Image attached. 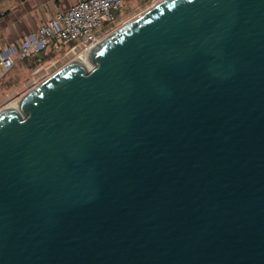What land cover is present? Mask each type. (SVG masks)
Segmentation results:
<instances>
[{
	"label": "water",
	"instance_id": "obj_1",
	"mask_svg": "<svg viewBox=\"0 0 264 264\" xmlns=\"http://www.w3.org/2000/svg\"><path fill=\"white\" fill-rule=\"evenodd\" d=\"M0 109V264H264V0H161Z\"/></svg>",
	"mask_w": 264,
	"mask_h": 264
},
{
	"label": "crops",
	"instance_id": "obj_2",
	"mask_svg": "<svg viewBox=\"0 0 264 264\" xmlns=\"http://www.w3.org/2000/svg\"><path fill=\"white\" fill-rule=\"evenodd\" d=\"M79 0H0V53L13 59V66L5 70L0 64V106L18 95L17 87L22 73L39 65L36 63L40 51H34L29 58L18 57L20 45L27 37L37 33L39 28L56 12L65 11ZM129 1L125 0L122 7ZM66 44H51L46 50L56 51ZM1 60V57H0Z\"/></svg>",
	"mask_w": 264,
	"mask_h": 264
},
{
	"label": "built area",
	"instance_id": "obj_3",
	"mask_svg": "<svg viewBox=\"0 0 264 264\" xmlns=\"http://www.w3.org/2000/svg\"><path fill=\"white\" fill-rule=\"evenodd\" d=\"M125 0H79L65 11L56 12L37 33L31 34L20 45L18 57L29 58L34 51L51 44L70 45L73 52L78 46L86 50L98 43L104 35L106 24L114 23L117 12ZM0 64L5 70L13 66V59L0 53Z\"/></svg>",
	"mask_w": 264,
	"mask_h": 264
},
{
	"label": "rangeland",
	"instance_id": "obj_4",
	"mask_svg": "<svg viewBox=\"0 0 264 264\" xmlns=\"http://www.w3.org/2000/svg\"><path fill=\"white\" fill-rule=\"evenodd\" d=\"M159 1L161 0H132L127 2L119 12L118 18L112 27L104 30V35L110 34L114 30L136 18L139 14H142ZM85 51L86 48L82 45L77 47L76 52L71 50L70 45L59 46V49L51 52L52 56L49 60L43 62L35 68H32L28 72L22 73V76L17 84V87H19L20 90L19 94L5 101L2 106H0V109L14 102L18 97L43 82L56 71L66 66L71 61L77 59L78 56ZM48 52H50V50Z\"/></svg>",
	"mask_w": 264,
	"mask_h": 264
},
{
	"label": "bare ground",
	"instance_id": "obj_5",
	"mask_svg": "<svg viewBox=\"0 0 264 264\" xmlns=\"http://www.w3.org/2000/svg\"><path fill=\"white\" fill-rule=\"evenodd\" d=\"M93 46H90L84 53L80 54L77 58L78 61H80L82 64H84L88 69H91L93 67V64L89 57V52ZM12 107L17 106V101H14L11 103Z\"/></svg>",
	"mask_w": 264,
	"mask_h": 264
},
{
	"label": "trees",
	"instance_id": "obj_6",
	"mask_svg": "<svg viewBox=\"0 0 264 264\" xmlns=\"http://www.w3.org/2000/svg\"><path fill=\"white\" fill-rule=\"evenodd\" d=\"M114 23L106 24L104 28L107 30V29L111 28ZM46 49L41 50L40 53H39V55L36 56L37 57V60H36V63L34 64L35 66L36 65H39L40 63H43V62H45V61H47V60H49L51 58V56H52V53L51 52L52 51L48 52L49 50H46Z\"/></svg>",
	"mask_w": 264,
	"mask_h": 264
}]
</instances>
